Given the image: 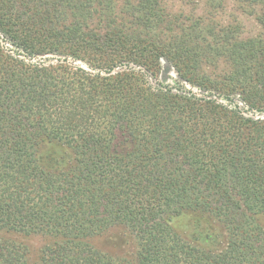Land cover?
<instances>
[{"label": "trees", "instance_id": "trees-1", "mask_svg": "<svg viewBox=\"0 0 264 264\" xmlns=\"http://www.w3.org/2000/svg\"><path fill=\"white\" fill-rule=\"evenodd\" d=\"M238 1L264 29V0ZM223 5L0 0V264H29L4 233L43 238L35 264H264V38ZM186 213L222 247L183 239ZM114 228L131 255L94 246Z\"/></svg>", "mask_w": 264, "mask_h": 264}, {"label": "rangeland", "instance_id": "rangeland-1", "mask_svg": "<svg viewBox=\"0 0 264 264\" xmlns=\"http://www.w3.org/2000/svg\"><path fill=\"white\" fill-rule=\"evenodd\" d=\"M223 8L214 13L215 18L222 24H236L241 28L242 38H264V29L261 28L255 20V17L251 15L249 9L241 7L238 0H223ZM203 8L201 6V12ZM226 69L219 66L217 73L223 72ZM209 68L207 72H211ZM157 80L162 85L170 86H182L184 83L180 82L179 76L175 69L169 63L163 61L161 64V71L157 77ZM187 89H192L195 93H201L188 85H185ZM225 104L227 102L223 101ZM239 107L243 105L236 102ZM248 116V114H246ZM257 118L264 119V112L254 115ZM48 155V152H46ZM49 156V155H48ZM58 165H63V161H59ZM48 166L54 168L57 167L53 162H48ZM258 223L264 228V214L256 216ZM172 227L174 230L186 241L198 245L200 247L218 250L224 244V235L220 226L209 221L202 220L199 216L194 214H182L179 217L172 220ZM4 236L19 241L25 244L29 249V264H35L36 252L44 243V239L35 235H21L15 233H4ZM126 235L123 229L114 228L103 236L97 237L93 240L95 247L103 250L111 255L124 257L132 254L133 249L131 245L125 244Z\"/></svg>", "mask_w": 264, "mask_h": 264}]
</instances>
